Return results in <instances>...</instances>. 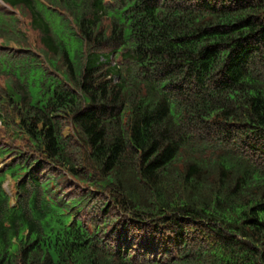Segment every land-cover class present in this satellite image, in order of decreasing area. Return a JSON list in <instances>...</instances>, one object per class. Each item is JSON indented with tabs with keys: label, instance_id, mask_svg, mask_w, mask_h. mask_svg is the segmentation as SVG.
Segmentation results:
<instances>
[{
	"label": "trees",
	"instance_id": "16d2710c",
	"mask_svg": "<svg viewBox=\"0 0 264 264\" xmlns=\"http://www.w3.org/2000/svg\"><path fill=\"white\" fill-rule=\"evenodd\" d=\"M3 1L0 264H264V0Z\"/></svg>",
	"mask_w": 264,
	"mask_h": 264
},
{
	"label": "rangeland",
	"instance_id": "374dc122",
	"mask_svg": "<svg viewBox=\"0 0 264 264\" xmlns=\"http://www.w3.org/2000/svg\"><path fill=\"white\" fill-rule=\"evenodd\" d=\"M1 164H2V162H1V160H0V167L2 166ZM5 184H6V183H5Z\"/></svg>",
	"mask_w": 264,
	"mask_h": 264
}]
</instances>
